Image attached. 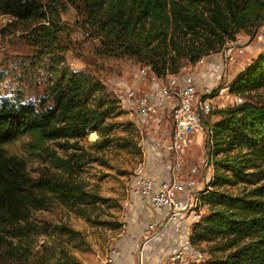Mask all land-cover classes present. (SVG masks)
<instances>
[{
    "label": "trees",
    "instance_id": "trees-1",
    "mask_svg": "<svg viewBox=\"0 0 264 264\" xmlns=\"http://www.w3.org/2000/svg\"><path fill=\"white\" fill-rule=\"evenodd\" d=\"M68 6L79 15L77 28L98 40V57H126L157 74L176 73L181 59L219 52L240 32L254 36L264 23V0H0V13L30 24L23 38L43 86L31 98L0 93V263L80 264L66 245L81 240L80 232L33 212L47 210L51 198L81 216L89 205L106 204L98 185L84 184L77 173L103 162L115 128L131 125L117 121L123 113L117 98L94 72L69 66L61 16ZM263 88L264 50L228 85L241 102L210 113L217 117L209 122L212 176L202 196L206 210L191 224L188 242L197 248L221 241L208 251L222 255L193 264H264ZM89 132L97 138L85 146ZM22 136L44 164L36 177L5 149Z\"/></svg>",
    "mask_w": 264,
    "mask_h": 264
},
{
    "label": "rangeland",
    "instance_id": "rangeland-1",
    "mask_svg": "<svg viewBox=\"0 0 264 264\" xmlns=\"http://www.w3.org/2000/svg\"><path fill=\"white\" fill-rule=\"evenodd\" d=\"M63 24L69 32L67 39L69 48L65 53V58L70 67L75 69H87L94 72L99 79L108 86L110 81L119 75H125L126 71L137 64L126 57H98L94 53L98 45L96 38H89L83 34L76 26L79 15L68 6L62 13ZM30 24L24 21H18L7 14L0 13V72L3 79L0 81L1 94H13L15 91L23 93L25 98L34 97L42 90V71L35 69L29 64L31 58V48L24 40ZM263 28L259 29L261 31ZM264 31V30H262ZM255 37V36H254ZM253 36L245 33H238L235 39L247 44H255ZM262 42L254 48L251 58L264 50V37ZM248 48L243 49L242 53H233L235 61L227 62L218 74L208 79L209 91L216 98L212 104V112L220 108L221 104L230 105L231 93L228 91L229 83L237 76L242 67L250 61L246 59ZM260 49L258 52H256ZM245 52V53H244ZM257 54H256V53ZM219 53L211 54L207 57L218 59ZM244 53V55H243ZM182 64L187 62L180 60ZM202 65L198 66L197 71ZM198 83V94L203 93L204 87ZM203 83V82H202ZM264 90V88L262 89ZM229 94V95H227ZM242 98V97H241ZM160 118H148L141 122L134 117L122 113L116 119L118 122H130L131 125L124 130L118 126L114 130L115 139L101 152L103 162H91L85 164L77 173V178L84 184L98 185V193L102 197L108 198L106 204H100L97 208L86 207L88 215L81 216L76 212L68 210L63 205L51 198V204L47 210H36L34 217L38 220L45 219L53 222L65 223L71 228L80 232L82 241L71 240L66 243L68 250L77 258L80 264H94L99 258L114 255L116 262L117 256H122L120 264H136L137 262V244L142 242L144 228L149 223H153L159 229V236L149 240L145 247L150 250L148 254L162 255L165 257L174 246L177 240L173 241L171 235L178 236L182 230L175 232L174 226H163L161 222L165 219L163 213L160 222H155V217L159 215V210H155L149 196H138L131 193L132 183L135 179V169L140 163L143 165V172L154 178L156 181L165 179L168 176V158L164 151V128L171 125L169 116L159 114ZM217 119L212 113L209 121ZM129 130V131H128ZM129 132V133H128ZM97 138L95 132H89L83 141L87 143ZM29 137L22 136L5 146L8 154H14L24 159L27 172L36 177L44 169V164L40 162L39 157L32 154L29 150ZM129 141L128 146H120ZM205 143V142H204ZM199 140L193 143L188 150V155L183 160V172L180 176L183 179L185 172L191 166L197 167V173L191 178L195 180L196 187H200L203 178V167L200 158H205L206 147ZM48 145H53L48 142ZM54 147V146H53ZM58 152L57 148H55ZM233 191L232 186L226 187ZM93 207V206H92ZM221 241L213 243H201L197 249L205 258L211 255L220 256L222 251H208L209 245L218 247ZM76 245V246H75ZM147 251V248H146ZM152 255V254H151ZM152 255V257H154ZM4 264V263H0Z\"/></svg>",
    "mask_w": 264,
    "mask_h": 264
},
{
    "label": "built area",
    "instance_id": "built-area-1",
    "mask_svg": "<svg viewBox=\"0 0 264 264\" xmlns=\"http://www.w3.org/2000/svg\"><path fill=\"white\" fill-rule=\"evenodd\" d=\"M255 35L258 38L262 37L258 32ZM243 47L244 43L238 39L228 41L219 51L221 67L229 61H235L233 53H242ZM207 57L201 56L194 62H185L176 73L157 74L148 66L131 65L125 75L112 79L107 86L117 98L122 111L136 120L143 122L151 117L159 118V114H165L170 118L171 125L164 128L163 145L169 161L168 176L155 181L143 172V165L139 163L135 169L136 175L131 189L133 194L149 196L153 207L165 210L166 216L161 222L163 226L169 221L180 220L191 225L199 221L206 210L202 196L212 176V166L207 152L212 139L209 117L216 97L209 90L198 94L193 73L198 66L206 62ZM143 82L148 86L143 87ZM241 100L239 95L232 94L230 104L239 103ZM197 138L200 142H205L206 147L205 158H200L204 176L200 187H196L195 180L191 178L197 173L195 165L188 168L183 179L180 178L183 160ZM158 234V227L153 223L147 224L142 234L143 241L137 244V264H193L205 261L206 257L204 258L191 245L179 246L160 259L145 261L142 247ZM94 264L116 262L114 255L111 254L97 259Z\"/></svg>",
    "mask_w": 264,
    "mask_h": 264
},
{
    "label": "crops",
    "instance_id": "crops-1",
    "mask_svg": "<svg viewBox=\"0 0 264 264\" xmlns=\"http://www.w3.org/2000/svg\"><path fill=\"white\" fill-rule=\"evenodd\" d=\"M261 28H263L262 30H264V23L259 27V29H261ZM257 31L258 32V34H260L262 37H264V31ZM255 37H254V39H255V44H247L246 46H244L243 48L245 49L246 47L248 48L247 50V55H246V59L247 60H249V59H251V53H252V51H254V48H255V46L256 47H259L257 44H259V43H261L262 42V37L261 38H258L256 35H254ZM264 48V47H263ZM260 49H258L256 52H258ZM251 52V53H250ZM255 52V53H256ZM245 53V52H244ZM244 53H243V55H244ZM257 54V53H256ZM245 56V55H244ZM215 57H212V58H208L207 60H206V62L197 70V71H194V73H193V78H194V80H195V82H196V86H197V88H198V83H197V81L199 82V85H201V87H204V89H203V92L204 91H207V90H209V87H208V79L211 77V76H213V75H215V74H218L219 72H220V70H221V62H220V57H219V62H217L218 61V59H214ZM242 68L238 71V72H241V71H243V69H244V66H241ZM203 82V83H202ZM142 85H143V87H147L148 86V84H146L145 82H143L142 83ZM199 89V88H198ZM157 118V117H156ZM157 119H159L160 120V118H157ZM198 141V138L196 139V142ZM185 159V158H184ZM168 167H169V161H168ZM183 172V171H182ZM185 173H187V171L185 172ZM182 175V174H181ZM186 175V174H185ZM154 179V178H153ZM155 180V179H154ZM203 180H204V176H203V178H202V181H201V184H202V182H203ZM156 181V180H155ZM197 185V184H196ZM200 186V185H199ZM132 193V192H131ZM133 194V193H132ZM136 195V194H135ZM138 196H141V195H138ZM145 197V196H144ZM150 203H151V201H150ZM153 207V206H152ZM155 210H159L160 212H159V215L158 216H156L155 218V222H158V221H160V218H162V216H163V213L165 214V210H163V209H158V208H156V207H153ZM174 226V230H175V232H178V231H180V230H182V232L178 235V236H173V234L171 235V238H172V240L174 241L175 240V242H176V240H177V245L176 246H174L173 248H172V250L173 249H175V248H177V247H179V246H186V245H190L189 244V242H188V235H189V231H190V227H191V225H188V223H186L185 221H183V220H180V221H169L165 226ZM145 229H146V227L144 228V231H145ZM143 231V232H144ZM159 236V235H158ZM158 236H157V238H158ZM156 238V237H155ZM146 245H143V247H142V249H143V254H144V259H145V261H149V260H152V259H160L161 257H163L162 255H159V254H157V255H153V253L154 252H152L151 254L154 256V257H152V255L149 253L148 254V251L150 250L148 247H145ZM146 248H147V251H146ZM171 250V251H172ZM120 261H122V256H117V258H116V264H120ZM136 264H137V262H136Z\"/></svg>",
    "mask_w": 264,
    "mask_h": 264
}]
</instances>
